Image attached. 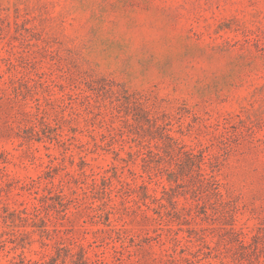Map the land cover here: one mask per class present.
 Returning <instances> with one entry per match:
<instances>
[{
	"label": "rangeland",
	"instance_id": "1",
	"mask_svg": "<svg viewBox=\"0 0 264 264\" xmlns=\"http://www.w3.org/2000/svg\"><path fill=\"white\" fill-rule=\"evenodd\" d=\"M0 264H264V0H0Z\"/></svg>",
	"mask_w": 264,
	"mask_h": 264
}]
</instances>
